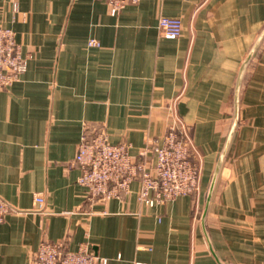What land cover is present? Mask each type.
I'll use <instances>...</instances> for the list:
<instances>
[{"label": "crops", "instance_id": "obj_1", "mask_svg": "<svg viewBox=\"0 0 264 264\" xmlns=\"http://www.w3.org/2000/svg\"><path fill=\"white\" fill-rule=\"evenodd\" d=\"M160 16L181 18V36H162ZM0 26L31 56L0 91V196L13 208L0 264H33L46 239L88 243L108 264H264V0H140L116 15L106 0H0ZM172 103L201 159L198 192L149 206L135 181L88 200L73 164L85 126L137 158Z\"/></svg>", "mask_w": 264, "mask_h": 264}, {"label": "built area", "instance_id": "obj_2", "mask_svg": "<svg viewBox=\"0 0 264 264\" xmlns=\"http://www.w3.org/2000/svg\"><path fill=\"white\" fill-rule=\"evenodd\" d=\"M140 0H106L111 14H118L128 4ZM17 10V5L14 6ZM158 31L162 36L178 38L183 31L179 17L160 16ZM89 45H99L91 39ZM31 56L24 55L16 32L0 26V91L19 80L27 69ZM173 119L160 142L150 141L135 158L131 142L113 143L103 126H85L73 164L81 174L78 183L85 188L87 199L107 201L121 198L131 191L133 182L139 183L137 198L149 206L167 202L181 195L196 194L200 188L201 159L192 148L187 127L173 112ZM169 107V108H170ZM35 211H43L45 198L35 195ZM0 196V222L12 210ZM109 259L95 252L88 243L72 250L68 240H42L33 264H108Z\"/></svg>", "mask_w": 264, "mask_h": 264}]
</instances>
